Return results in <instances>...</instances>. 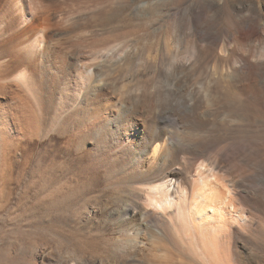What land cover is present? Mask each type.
I'll return each instance as SVG.
<instances>
[{"label": "bare ground", "instance_id": "1", "mask_svg": "<svg viewBox=\"0 0 264 264\" xmlns=\"http://www.w3.org/2000/svg\"><path fill=\"white\" fill-rule=\"evenodd\" d=\"M24 1L33 5L35 0H0V158L14 155L21 141L50 129L73 134L78 147L100 155L115 179L107 211L117 236L105 258L83 264H216V241L227 232L225 217L239 226L244 218L215 169L220 164L256 163L252 127L246 154L233 134L241 128L243 102L250 101V96L244 98L241 76L264 78V52L241 59L227 76L213 74L204 88H190L181 109L170 113L157 99L177 95L175 83L154 87L152 93L144 80H121L127 70L122 64L107 76L103 69L114 66L116 59L101 46L90 54L92 61H100L86 67L90 73H82V50L65 47L64 42L88 33V27L59 28L53 12L61 8L35 6L30 20L22 23L17 6ZM86 4L75 1L69 6L81 9ZM191 58L193 66L200 62L196 53ZM85 82L89 90L82 91ZM248 102V110L255 113ZM173 119L178 123L175 130L168 122ZM189 130L207 131L208 143L185 144ZM219 142L224 145L220 143L214 157L204 158ZM254 192L253 184L247 185V195ZM231 234L237 237L234 248L242 249V241L251 244L238 228Z\"/></svg>", "mask_w": 264, "mask_h": 264}, {"label": "rangeland", "instance_id": "2", "mask_svg": "<svg viewBox=\"0 0 264 264\" xmlns=\"http://www.w3.org/2000/svg\"><path fill=\"white\" fill-rule=\"evenodd\" d=\"M35 1L17 6L20 22L30 20L35 6L61 8L53 12L59 28L88 27L90 35L64 42L65 47L82 50V73H90L86 67L100 61H92L90 54L101 46L112 50L116 59L114 66L103 69L107 76L122 64L127 70L121 80H144L151 92L175 83L177 95L157 99L170 113L181 109L188 92L208 86L212 76H227L241 59L264 52V33H259V26L264 31V0H75L87 3L81 9L69 6L74 0ZM250 31L256 34H244ZM192 53L200 61L196 66ZM178 73L190 76L184 79ZM241 77L244 98L250 96L256 111L251 113L248 101L243 102L241 130L233 135L246 154L252 127L256 163L220 164L215 169L244 218L239 226L225 217L227 232L216 241V264H264V78L252 81L249 73ZM86 86L81 90H89ZM168 122L177 129L176 119ZM183 141L191 147L208 143L207 131L192 132ZM220 143L206 150L204 158L211 160L224 145ZM102 162L97 152L78 147L73 134L56 129L21 141L14 155L0 158V264H83L105 258L117 234L107 211L115 179ZM250 183L255 189L252 197L247 195ZM237 228L251 241H242V249L233 247L237 237L231 233Z\"/></svg>", "mask_w": 264, "mask_h": 264}]
</instances>
